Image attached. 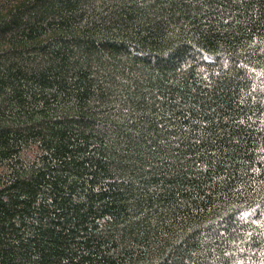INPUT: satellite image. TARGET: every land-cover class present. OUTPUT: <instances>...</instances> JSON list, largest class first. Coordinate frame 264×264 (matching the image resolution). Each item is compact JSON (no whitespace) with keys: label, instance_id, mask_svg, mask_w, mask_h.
I'll list each match as a JSON object with an SVG mask.
<instances>
[{"label":"trees","instance_id":"obj_1","mask_svg":"<svg viewBox=\"0 0 264 264\" xmlns=\"http://www.w3.org/2000/svg\"><path fill=\"white\" fill-rule=\"evenodd\" d=\"M0 264H264V0H0Z\"/></svg>","mask_w":264,"mask_h":264}]
</instances>
